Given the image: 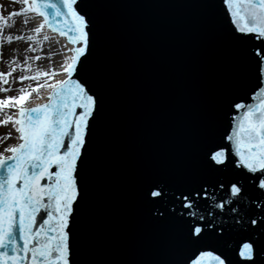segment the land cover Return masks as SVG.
<instances>
[{"label":"water","instance_id":"95a60500","mask_svg":"<svg viewBox=\"0 0 264 264\" xmlns=\"http://www.w3.org/2000/svg\"><path fill=\"white\" fill-rule=\"evenodd\" d=\"M85 2L97 36L89 75L103 90L104 111L90 145L74 259L185 264L198 246L182 243L186 218L178 197L235 176L210 169L205 153L221 143L225 128L217 113L226 99L253 82L244 54L228 38L222 0ZM177 159L187 164L177 169ZM145 178L168 186L156 205L142 200ZM157 209L168 215L169 228L155 227ZM219 235L209 246L228 264H241L236 251L249 233L233 226Z\"/></svg>","mask_w":264,"mask_h":264},{"label":"snow or ice","instance_id":"6c2138e0","mask_svg":"<svg viewBox=\"0 0 264 264\" xmlns=\"http://www.w3.org/2000/svg\"><path fill=\"white\" fill-rule=\"evenodd\" d=\"M222 3L231 25L228 38L242 50L253 82L226 99L217 113L225 128L221 143L205 153L210 169L231 170L235 176L178 197L180 217L186 218L182 243L198 246L185 264H228L227 257L209 245L233 226L249 233L236 251L241 264H264V0ZM22 4L18 12L0 14V29L11 26L7 21L12 16L32 13L41 18L31 29L34 35H0V43L26 39L33 42L26 50L35 53L50 40L43 32L47 28L72 47L62 45L70 55L54 69L33 70L29 61L45 58L41 55L25 58L22 63L29 74L13 82L36 83L19 87L18 95L0 98V126L10 125L16 133L0 134V143L16 140L0 152V264H76L75 222L85 198L92 137L104 111L103 90L88 68L97 44L95 26L85 0H22ZM55 54L49 52L47 58ZM14 64L11 61L9 71H0V93L12 90ZM42 92L47 94L44 102L27 105L30 98L40 101ZM173 164L179 169L187 162L177 159ZM45 179L48 182L42 183ZM143 183L145 204L156 205L167 197L166 184L148 178ZM220 192L222 196L217 195ZM152 216L155 227L171 226L165 212L157 209Z\"/></svg>","mask_w":264,"mask_h":264},{"label":"bare ground","instance_id":"6f19581e","mask_svg":"<svg viewBox=\"0 0 264 264\" xmlns=\"http://www.w3.org/2000/svg\"><path fill=\"white\" fill-rule=\"evenodd\" d=\"M41 18L36 17L34 14L32 13H27L26 15L24 14V16H12L10 19H8L7 23L8 25H11L10 27H5L3 29H0V35H13V36H24L27 37L28 35H34V33L31 31V29H33L34 27H36L39 24ZM25 20H27L28 22L25 23ZM43 32L48 33L50 35V40L47 41L46 44V49H48V53L49 52H53L57 54V59L55 61H49L46 59L45 57V53L43 59H41L42 61L40 62H36V61H29V63L32 65L33 70H35L36 68H55V66H59L62 62H63V58L65 56H69L70 53L67 51H64L62 48V45L67 47V48H71L72 45L69 44L64 38L59 37L57 34L51 33L50 30H48L47 28H45L43 30ZM57 41H59V43H57ZM32 43L30 41H27L26 39L24 40H13L12 42L8 43V42H3L0 43V71L3 72H7L10 70V62L11 61H15L14 65H11L12 67L15 68L14 71L11 72V77L9 78V83L11 85L12 90L7 92V93H0V98H3L6 95H18V92L16 91V89H18L19 87H27L29 86V84H35V81H23L21 82H13L14 78L18 77L21 74H24L26 71L24 69V65L22 63V61L25 60V58L30 57V54H32L33 52L26 50L28 48V44ZM44 44V45H45ZM51 59V58H50ZM56 61L58 62L56 64ZM46 65V66H43ZM41 68V69H42ZM46 70V69H45ZM59 78V77H57ZM13 83V84H11ZM49 83H51V81H49ZM9 85H3V87H8ZM35 94H33L34 96ZM42 99L40 101H28L27 105L31 106L33 102L35 103H41L44 102V100H46V93L42 92ZM10 126V125H9ZM11 128V126H10ZM13 131V135L14 137L16 136V133L14 132L13 129H11ZM6 133V130L3 132ZM2 134V133H1ZM3 143L5 144V147L9 144H15L16 140L13 139H7L4 140ZM1 146V145H0ZM8 153H6L7 155Z\"/></svg>","mask_w":264,"mask_h":264},{"label":"rangeland","instance_id":"374dc122","mask_svg":"<svg viewBox=\"0 0 264 264\" xmlns=\"http://www.w3.org/2000/svg\"><path fill=\"white\" fill-rule=\"evenodd\" d=\"M21 7H23V4H22V0H0V14H3V15H5V16H7L8 15V13H10V12H18L19 10H20V8ZM26 15V14H25ZM21 16V15H20ZM22 16H24V14H22ZM33 43V42H32ZM45 43H47V42H44L43 44H41L40 45V47L37 49V52H33L32 54H30V57H32V56H36V55H41V56H43L44 57V54L43 53H45V57H46V59L47 60H51V61H55L58 57H57V54H55V55H52L50 58L51 59H49V58H47V54H48V49H46L45 47H46V44ZM45 44V45H44ZM41 49L43 50V51H41ZM57 57V58H56ZM56 58V59H55ZM32 61V60H31ZM40 61H42V60H38V61H36V62H40ZM34 62V61H33ZM59 62V61H58ZM57 61H56V64L58 63ZM43 66H46V65H43ZM57 66H55V68H56ZM42 68V67H41ZM40 68V69H41ZM43 69V68H42ZM47 70L48 68L46 67V68H44V70ZM24 74H29L28 72H25ZM11 84H13V83H11ZM28 87V86H27ZM30 101H32V99L30 98ZM29 101V102H30ZM11 111H15V109H12ZM6 130V132H8V131H12L11 130V128H10V126H8V127H3V126H0V134L1 133H3L4 131ZM12 135H13V131H12ZM13 137H14V135H13ZM0 152H3V150H4V148H5V144L4 143H0ZM6 154V153H5Z\"/></svg>","mask_w":264,"mask_h":264}]
</instances>
